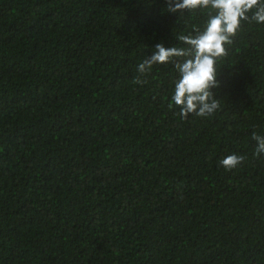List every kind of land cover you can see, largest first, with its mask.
I'll list each match as a JSON object with an SVG mask.
<instances>
[{
	"label": "trees",
	"instance_id": "trees-1",
	"mask_svg": "<svg viewBox=\"0 0 264 264\" xmlns=\"http://www.w3.org/2000/svg\"><path fill=\"white\" fill-rule=\"evenodd\" d=\"M167 8L0 0V264H264V23L217 64L220 109L182 119L172 63L132 83L210 11Z\"/></svg>",
	"mask_w": 264,
	"mask_h": 264
},
{
	"label": "clouds",
	"instance_id": "clouds-1",
	"mask_svg": "<svg viewBox=\"0 0 264 264\" xmlns=\"http://www.w3.org/2000/svg\"><path fill=\"white\" fill-rule=\"evenodd\" d=\"M170 13L209 9L202 30L181 34L177 39L186 47H164L156 44L152 54L137 66L135 85H144V77L154 65L172 63L178 78L168 107L179 109L178 115L207 117L220 109V99L213 89L220 86L217 64L227 57V46L233 43L242 21L264 23V0H167ZM252 12L251 16L248 15ZM256 142L253 157L264 156V135L253 131ZM247 159L244 155L231 154L218 161L226 171L238 167Z\"/></svg>",
	"mask_w": 264,
	"mask_h": 264
}]
</instances>
